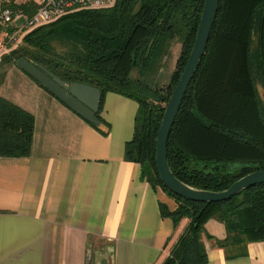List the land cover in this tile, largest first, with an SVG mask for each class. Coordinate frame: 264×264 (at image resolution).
Returning <instances> with one entry per match:
<instances>
[{
  "label": "trees",
  "instance_id": "trees-1",
  "mask_svg": "<svg viewBox=\"0 0 264 264\" xmlns=\"http://www.w3.org/2000/svg\"><path fill=\"white\" fill-rule=\"evenodd\" d=\"M205 1L117 0L110 8L76 10L32 30L2 57L7 63L21 57L36 61L64 80L98 87L101 105L108 91L139 103L126 156L141 163L143 176L178 204L174 211L162 208L174 219L175 230L153 264H206L205 239L230 258L264 240V183L227 201L196 202L167 188L156 164L164 111L193 48ZM20 5L30 15L38 3ZM62 19L67 22L60 27L79 48L62 49L55 36H46L45 29ZM168 40L179 42L182 51L164 96V87L133 79L131 71L139 68L143 74ZM98 116L105 128L95 127L106 134ZM34 127L31 111L0 94V156L29 155ZM168 160L178 178L207 190H224L264 169V0H220L206 53L171 129ZM210 218L225 225L224 239L206 231Z\"/></svg>",
  "mask_w": 264,
  "mask_h": 264
},
{
  "label": "crops",
  "instance_id": "crops-1",
  "mask_svg": "<svg viewBox=\"0 0 264 264\" xmlns=\"http://www.w3.org/2000/svg\"><path fill=\"white\" fill-rule=\"evenodd\" d=\"M181 51L168 40L155 57L157 77L145 72L133 79L161 88ZM42 89L33 106L0 90L35 115L31 153L0 156V264H88L89 254L90 264H153L175 230L162 208L174 211L178 204L126 156L139 103L108 91L99 110L105 134ZM205 228L226 237L215 218ZM205 246L206 264H264V240L233 258L208 239Z\"/></svg>",
  "mask_w": 264,
  "mask_h": 264
},
{
  "label": "water",
  "instance_id": "water-1",
  "mask_svg": "<svg viewBox=\"0 0 264 264\" xmlns=\"http://www.w3.org/2000/svg\"><path fill=\"white\" fill-rule=\"evenodd\" d=\"M220 0H206L198 26L196 39L183 69V72L167 102L159 128L156 146V164L160 179L175 194L196 202L227 201L244 190L264 183V169L248 173L233 182L224 190L200 189L187 184L173 172L168 160V140L172 126L181 108L185 94L200 67L210 40L211 32L218 14ZM16 66L53 94L70 109L96 127L103 128L98 116L103 92L93 85L67 81L51 72L43 64L19 58ZM91 255L87 256L90 264Z\"/></svg>",
  "mask_w": 264,
  "mask_h": 264
},
{
  "label": "built area",
  "instance_id": "built-area-1",
  "mask_svg": "<svg viewBox=\"0 0 264 264\" xmlns=\"http://www.w3.org/2000/svg\"><path fill=\"white\" fill-rule=\"evenodd\" d=\"M116 1L36 0L38 6L29 15L18 0H0V56L22 45L24 37L35 28L76 10L110 8Z\"/></svg>",
  "mask_w": 264,
  "mask_h": 264
},
{
  "label": "rangeland",
  "instance_id": "rangeland-1",
  "mask_svg": "<svg viewBox=\"0 0 264 264\" xmlns=\"http://www.w3.org/2000/svg\"><path fill=\"white\" fill-rule=\"evenodd\" d=\"M18 1L22 3L28 0H18ZM65 22H67L66 19H62L56 22V24L54 23V25L50 26L48 29H45L44 32L46 36H49V38H53V36H55V40L58 42V45L62 47V49L69 48L71 47V45L75 46L76 48H79L78 45H75L74 41L68 38V37H71V35L67 32V30L66 29L64 30V27H60ZM157 53L154 56V59L152 60L151 65H149L147 70H145L146 73L150 72L148 74L149 76L151 75L150 79L152 78L155 79L157 77L155 75L158 71L156 68V64H155V61H156L155 57L157 56ZM2 57L3 55L0 56V75H3L2 77L3 82L0 85V90L2 94L5 96H8L14 101L24 103L27 106H33V105L39 104L40 99H41L40 91L43 90L42 89L43 87L39 85L35 80H33L30 76H28L19 67H17L13 59L11 62L7 63L4 61ZM176 64H177V61H176ZM176 64L174 66L172 74L168 77L167 81L161 87V88L164 87V90L162 91V94L164 96L170 92L171 85H173L174 83V79L172 80V78H173V73L176 69ZM140 73L141 72L139 68H134L131 71V78H137L140 75L143 76L144 73L143 74H140ZM174 200L176 199L174 198Z\"/></svg>",
  "mask_w": 264,
  "mask_h": 264
}]
</instances>
